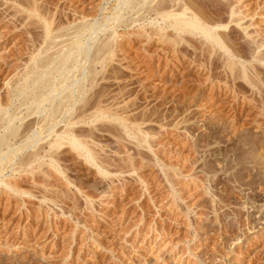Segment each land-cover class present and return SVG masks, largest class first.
Instances as JSON below:
<instances>
[{
  "label": "rangeland",
  "instance_id": "obj_1",
  "mask_svg": "<svg viewBox=\"0 0 264 264\" xmlns=\"http://www.w3.org/2000/svg\"><path fill=\"white\" fill-rule=\"evenodd\" d=\"M128 1L0 0V264H264V65L254 60L264 0H243L257 44L235 26L227 50L162 38L160 0ZM77 33L90 45L80 54L68 48ZM104 44L113 53L98 65ZM64 45L77 54L69 80L53 56ZM98 111L111 119L89 124ZM115 115L143 133L127 134ZM68 129L105 174L66 142L50 160L49 142Z\"/></svg>",
  "mask_w": 264,
  "mask_h": 264
},
{
  "label": "bare ground",
  "instance_id": "obj_2",
  "mask_svg": "<svg viewBox=\"0 0 264 264\" xmlns=\"http://www.w3.org/2000/svg\"><path fill=\"white\" fill-rule=\"evenodd\" d=\"M147 1H149V0H129L128 2H126V4H130V6L132 5H136L137 7H139V6H141L143 3H146ZM159 1V0H158ZM163 1L164 0H160V2H158V5H156V9H157V11L159 12V13H161V15L162 16H160V17H162L160 20H162V21H160V23L161 22H163V24H165V25H167L168 23H170L169 24V29H171L173 32H170V31H168V28H164V26L162 27V25L163 24H159V27H160V29H159V31H155L156 32V34L158 35V36H160V37H172V39L173 38H181L180 40H182V41H184L183 39H186L187 40V38H188V36H191V38L192 37H197V36H200V37H202V38H204V40H206V41H208V43H210L211 45H214L213 47H219L220 49H222V50H227V46L225 45V43L223 42V36H225L224 34H227L226 36H231V34L234 32V31H236L237 30V26H238V28H240V30H242V33L249 39L250 38V40L252 39V40H254V42H255V39L257 38V36H259V35H261V31H260V29L258 28L257 30H255L253 27H255V24L253 23V22H251L250 23V26L249 25H247V26H245L244 24H245V22L246 21H251V19L252 20H254L253 18H250V15L249 14H247V12H245L244 11V8L246 7V5H245V2L243 1V0H215L216 2H217V6L214 8V9H212V10H210V11H204L203 9V7H201V4H203V3H200L201 1H195V4L194 5H192L191 4V1L192 0H165L166 1V3H164L163 4ZM194 1V0H193ZM154 2V1H153ZM204 4H205V2H204ZM35 6V5H34ZM135 6V7H136ZM151 6V5H150ZM155 8V7H154ZM153 8V9H154ZM152 9V8H151ZM155 10V9H154ZM156 12V11H155ZM157 12V13H158ZM18 13L20 14L21 13V15H22V13H23V11H18ZM29 13H31V15H33V16H37L38 18H41V16L39 15V12H38V8L37 7H33L31 10H30V12ZM119 14H120V12H119ZM159 15V14H158ZM15 16V15H14ZM120 17L121 16H119L118 14H117V18L115 19L114 17V19H115V23H116V21H117V23L118 24H120V22H121V19H120ZM20 18V17H19ZM41 19H44L43 17L41 18ZM114 19H113V21H114ZM249 19V20H248ZM111 22H113L112 20H110ZM110 21H108V23H106L107 25L109 24V22ZM123 21V20H122ZM45 26H44V29L46 30V34H47V36L48 37H50L49 36V33H52L53 32V30H52V22H51V24H50V22H48L46 19H45ZM159 21H157V23H158ZM114 23V24H115ZM156 25H158V24H156ZM232 25H234V26H232ZM111 26H112V24H111ZM119 26V25H118ZM236 26V27H235ZM117 27V26H116ZM158 27V28H159ZM253 28L255 31L254 32H252V31H249V29L250 28ZM82 28V27H81ZM87 29L89 28V29H91V34H93L94 35V33L96 34V31H95V26H90V27H86ZM85 27H84V29H86ZM111 28V27H110ZM118 28V27H117ZM84 29H82L83 31H84ZM113 29V28H112ZM114 29H116V28H114ZM113 29V30H114ZM80 30V29H79ZM78 30V31H79ZM97 30H100V29H98L97 28ZM85 32V31H84ZM115 32H116V30H115ZM115 32H113L114 33V36L116 35V33ZM78 34V33H77ZM80 34V33H79ZM77 35V36H75L76 38L73 40H71V42L70 43H68V48H70V51H71V49H75V47H76V49H78V53L80 54V53H82V52H84L85 50H87V49H90L89 48V46H88V44L89 43H84V42H82V39H81V37H82V35H84V33H82L81 35ZM90 34V35H91ZM113 36V34H112V37H114ZM118 36V35H117ZM178 36V37H177ZM93 38H95L94 36H92ZM52 38V37H51ZM53 39H54V37H53ZM92 39V38H91ZM189 39V38H188ZM113 40V39H112ZM258 40V39H257ZM110 43V42H109ZM111 43H114L113 41L111 42ZM207 43V44H208ZM256 43V42H255ZM257 44V43H256ZM103 45V44H102ZM256 46V45H255ZM65 47H67V45H64L62 48L61 47H59L60 49H58L57 51H55L54 53H53V56H54V58H55V56L56 57H58L56 60H60V62H61V67L63 68V67H66V70H65V72L63 71V73H65V77H64V75H63V77L65 78V80H69V77H68V75L67 74H69L70 73V67H68L69 66V62H70V59H71V56H73L74 57V54H73V52L71 53V52H69V50H66L65 49ZM78 47V48H77ZM114 49V47L112 46V44H106V46H105V44H104V47L102 46V51H101V56L99 57V55L97 56L98 58H96L97 59V64H98V61L99 62H101V60H102V58H103V60L105 59V57H106V55L107 54H109V53H113V49ZM97 49V48H96ZM100 49V50H101ZM256 50H257V52H256V56L254 57V60H256V62L257 63H259V64H262V65H264V52L262 53V50L264 49V45H263V43L262 44H258L257 45V48H255ZM76 51V50H75ZM227 52V51H226ZM76 53V52H75ZM111 53V54H112ZM228 53V52H227ZM52 54V53H51ZM76 56H77V54H76ZM76 56L74 57L75 59H76ZM107 56H109V55H107ZM35 57V56H34ZM33 57V58H34ZM38 57V56H37ZM36 57V58H37ZM50 56H48V58H49ZM79 57V56H78ZM96 57V56H95ZM54 58L52 57V60H50V63H51V61H52V63H53V61H55L54 60ZM107 58V57H106ZM35 59V58H34ZM45 59H47V58H45ZM44 59V60H45ZM96 59H95V61H96ZM36 60V59H35ZM35 60H33L32 62L35 64ZM47 61V60H46ZM45 61V62H46ZM105 61V60H104ZM48 62V61H47ZM91 62V61H90ZM39 63V62H38ZM41 63H43L42 61H41ZM102 63V62H101ZM101 63H99L98 65H100ZM242 63V62H241ZM43 64H46V63H43ZM47 64H49V63H47ZM46 64V65H47ZM72 64V63H71ZM87 64V63H86ZM103 64V63H102ZM36 65H38V64H35L34 66H36ZM45 65V66H46ZM229 65H230V68H231V66L232 67H234L235 65H236V63H234L233 61H231V63L229 62ZM33 66V65H32ZM31 66V67H32ZM40 66V65H39ZM41 66H42V64H41ZM40 66V67H41ZM49 66V65H48ZM242 66V65H241ZM30 67V68H31ZM38 67V66H37ZM44 67V66H43ZM96 67V66H95ZM102 67V66H101ZM243 68V71H242V75H243V77L247 80L248 79V77H249V75H248V71H247V68L243 65L242 66ZM42 68V67H41ZM35 69V68H34ZM29 70H30V73H33V71L31 72V70L32 69H27L26 70V72L28 71V74L30 75V73H29ZM72 71V70H71ZM25 72V73H26ZM62 73V74H63ZM96 73V72H95ZM27 74V75H28ZM98 74V73H97ZM28 75V76H29ZM39 75H40V73H39ZM38 75V76H39ZM27 76V77H28ZM39 78V77H38ZM60 79V78H59ZM58 79V80H59ZM80 79V78H79ZM84 79V78H83ZM36 79H34V81H35ZM40 80V79H39ZM38 80V81H39ZM42 80H44V79H42ZM53 80V79H52ZM61 80V79H60ZM64 80V81H65ZM86 80V79H85ZM85 80H83V81H85ZM56 81V80H55ZM54 81V82H55ZM63 81V82H64ZM82 81V80H81ZM249 81V80H248ZM43 82V81H42ZM53 82V81H52ZM52 82H50V83H52ZM74 82V81H73ZM79 81H75L74 82V84H77ZM46 83H48L47 81H46ZM86 83V82H85ZM45 84V83H44ZM43 84V85H44ZM53 84V83H52ZM73 84V83H72ZM73 84V85H74ZM57 85V84H56ZM79 85V84H78ZM40 86H42V85H40ZM80 86V85H79ZM83 86H84V84H83ZM82 86V87H83ZM53 87V86H52ZM69 87V86H68ZM72 87V86H71ZM71 87H69V89H71ZM82 87H80L81 89H82ZM38 88V87H37ZM45 88H47V86L45 87ZM48 89V88H47ZM66 89V88H65ZM72 90H74L73 88H72ZM83 90H84V88H83ZM83 90H81V92L83 91ZM46 91V90H45ZM52 91V90H51ZM50 91V92H51ZM59 92V91H58ZM73 92V91H72ZM77 92H78V90H77ZM85 92V91H84ZM49 93V92H48ZM70 94V93H69ZM77 94V93H76ZM78 94H80V93H78ZM77 94V95H78ZM37 95V94H36ZM43 95V94H42ZM52 95V94H51ZM83 95V94H82ZM29 96V95H28ZM59 96V95H58ZM80 96V95H79ZM46 97V96H45ZM55 97V96H54ZM66 97V96H65ZM71 98H72V95L70 96ZM77 97V96H76ZM82 97V96H81ZM71 98H70V101H72L71 100ZM73 98H75V96L73 97ZM42 99H45V98H42ZM41 99V100H42ZM65 99V98H64ZM69 99V98H68ZM76 99H78V98H76ZM75 99V100H76ZM79 99H80V97H79ZM45 100H48L47 98L45 99ZM44 102H46V101H44ZM69 102V101H68ZM75 102V101H74ZM78 102V101H77ZM81 102V101H80ZM41 103V102H40ZM72 103V102H71ZM76 103V102H75ZM66 104H67V101H66ZM66 104H65V106H66ZM68 106V105H67ZM75 106V105H74ZM65 108V107H64ZM66 108H68V107H66ZM66 108H65V110H66ZM39 109V108H38ZM68 109H70V108H68ZM82 109V108H81ZM85 109V108H84ZM56 110V109H55ZM63 110V109H62ZM66 111H64V113H65ZM70 112H71V110H70ZM73 112V111H72ZM70 113L71 115L72 114H74V116H75V113ZM85 112V111H84ZM54 113V112H53ZM56 113V112H55ZM86 113V112H85ZM84 113V114H85ZM110 113V112H109ZM66 114V113H65ZM69 114V113H68ZM91 114V113H90ZM117 114V113H116ZM119 114V113H118ZM48 115V114H47ZM53 116V115H52ZM77 116V115H76ZM84 116V115H83ZM100 116V117H99ZM121 116V115H120ZM123 116V115H122ZM119 117L118 115H115L114 117H113V121H118L119 122V124H120V126L121 127H123L124 128V130L125 131H127L126 133L127 134H129V135H133V133L135 134V136H137V133H140V134H142L143 132H142V130L140 129V128H136V126L135 127H131L130 126V124H129V122H130V118H128V117ZM48 117H50V116H48ZM54 117H55V115H54ZM53 117V118H54ZM86 117V116H85ZM85 117H81V114H80V116H77V117H75L74 118V120L72 121V124L70 123V125L68 126V127H71V128H75L78 124H80V123H83V122H85V121H83V119H86ZM112 117V116H111ZM111 117H110V115L108 114V113H106V112H103V111H98V113L97 114H93V116H92V114H91V117H90V119L88 120L89 122V124H91V123H94V121H97V122H99V121H104V120H108V119H111ZM70 118H71V116H70ZM73 118V117H72ZM98 118H100V120L98 119ZM17 119V118H16ZM48 119V118H47ZM63 119H65V118H63ZM68 119V118H67ZM50 120V119H49ZM72 120V119H71ZM99 120V121H98ZM22 121V120H21ZM64 120H62V123H64L63 122ZM87 121V120H86ZM71 122V121H70ZM59 123L60 124H62L60 121H59ZM87 123V124H88ZM58 124V123H57ZM59 124V125H60ZM52 125H53V123H52ZM58 126V125H57ZM50 127V126H49ZM56 127V126H55ZM78 127V126H77ZM70 128V129H71ZM48 129H52L51 127L50 128H48ZM60 129V128H59ZM62 129V128H61ZM70 129H68L67 131H60V132H62L61 134H56V137L54 138V139H52V141H50L49 142V148H50V150H51V153H50V160L54 163V158H53V155H51V154H54V152L56 151H58L64 144H69L70 146H71V149H73L74 151H76L78 154H80V156L81 157H85V159H86V161H88V162H90L91 164H93V166H96L98 169H99V171H101V172H104L103 171V166H102V164H101V162H100V160L98 159V157H97V155H96V153L91 149V147L89 146V143L85 140V139H82V138H80L81 136H79V134H77L78 132L77 131H75V129H72V130H70ZM8 130V129H7ZM19 130L20 129H17V127H12L11 129H9L8 131L16 138V136H18V134H19ZM55 129H53V131H54ZM49 131V130H48ZM52 131V130H51ZM56 131V130H55ZM49 133V132H48ZM52 133V132H51ZM54 133H56V132H54ZM94 135V133L92 134V136ZM128 135V136H129ZM139 135V134H138ZM51 136V135H50ZM140 136V135H139ZM91 137V136H90ZM131 137V136H130ZM10 138V137H9ZM39 138V137H38ZM139 137H137V139H138ZM142 138V137H141ZM38 139H37V137H36V139L34 140V138H33V140H28L31 144H36V143H38L39 142V140L37 141ZM2 141H3V139H2ZM2 141H1V143H2ZM28 142V143H29ZM66 142V143H65ZM143 142H146V141H143ZM29 143V144H30ZM92 143V142H91ZM94 143V142H93ZM92 143V144H93ZM48 144V143H47ZM38 145V144H37ZM33 146V145H32ZM3 147V146H2ZM2 147H0V163L2 162V161H5V159H6V157L7 158H9V156H8V153L7 154H4L3 155V153H2ZM14 151V150H13ZM38 151V150H37ZM53 152V153H52ZM55 152V153H56ZM48 154V153H47ZM55 155V154H54ZM48 157V156H47ZM37 158H41V156H40V154H38V153H36V154H34L32 157H31V159L29 158L28 160H29V162H26L27 164L28 163H30V164H32V161L34 160V161H36V159ZM39 161H40V159H39ZM13 162V161H12ZM42 163V162H41ZM53 166V165H52ZM30 168V167H29ZM103 174H105V172L103 173ZM108 174V173H107ZM7 185V184H6ZM8 187H10L11 188V190H13L14 188H12L11 187V185L9 184V185H7V188ZM9 189V188H8ZM16 190V192H17V190L18 189H15ZM13 192H15V191H13ZM226 192L227 191H224L223 192V194L225 193L226 194ZM18 193V192H17ZM22 193V192H21ZM26 193V192H25ZM23 194V193H22ZM27 194V193H26ZM15 195V194H14ZM260 209V208H259ZM262 209V208H261Z\"/></svg>",
  "mask_w": 264,
  "mask_h": 264
}]
</instances>
